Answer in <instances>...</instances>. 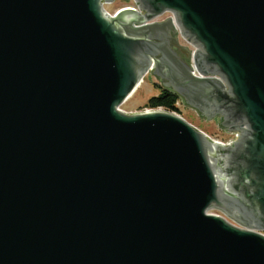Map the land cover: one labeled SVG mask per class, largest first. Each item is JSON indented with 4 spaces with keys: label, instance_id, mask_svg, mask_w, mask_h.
<instances>
[{
    "label": "water",
    "instance_id": "obj_1",
    "mask_svg": "<svg viewBox=\"0 0 264 264\" xmlns=\"http://www.w3.org/2000/svg\"><path fill=\"white\" fill-rule=\"evenodd\" d=\"M114 1L0 0V264H264V0ZM150 71L231 141L123 111Z\"/></svg>",
    "mask_w": 264,
    "mask_h": 264
},
{
    "label": "rangeland",
    "instance_id": "obj_2",
    "mask_svg": "<svg viewBox=\"0 0 264 264\" xmlns=\"http://www.w3.org/2000/svg\"><path fill=\"white\" fill-rule=\"evenodd\" d=\"M130 6L137 7V4L134 0H115L113 3L104 4V7L110 14H114L119 9ZM170 16H172V13L166 12L160 17L156 18V20L163 21ZM178 39L180 43L188 45L187 42L184 39H181L180 36ZM151 71L144 77L141 86L136 90V92L132 96H130V98H128L125 103L121 105V109L123 111L127 113H133L143 110L147 106L148 99L160 92V86H162V83L155 75L151 73ZM179 112L188 122L199 129L205 130L206 132L211 134L212 137L220 139H226L229 137L228 131L219 130L218 132L217 130H214V128H212L214 127V125H217V121L213 119L207 120L205 118H201L196 109L186 107L182 101H180ZM211 211L220 213L222 216L238 226L245 227L232 220L229 216H227L224 212L217 208L212 209Z\"/></svg>",
    "mask_w": 264,
    "mask_h": 264
},
{
    "label": "flooded vegetation",
    "instance_id": "obj_3",
    "mask_svg": "<svg viewBox=\"0 0 264 264\" xmlns=\"http://www.w3.org/2000/svg\"><path fill=\"white\" fill-rule=\"evenodd\" d=\"M167 19L163 20L166 21ZM164 27L167 29V24ZM162 28V27H161ZM176 34L173 29H169L165 32H161L159 34L158 43H159V54L161 55L163 59V63H167L169 66L173 67L179 74H181V78L186 76L187 74V65L186 62L189 61V48L187 45L180 43L177 39V36H172V34ZM172 44L176 46L177 52L174 53L172 50ZM174 48V47H173ZM180 53V54H179ZM161 69V66L158 68V70ZM170 81L172 83L178 84L180 81L176 77L170 78ZM187 91V90H186ZM198 92V93H197ZM195 94H192L191 90L188 93L189 94V100L193 101L194 103L201 106L207 113H209L211 116H215L213 120L217 121L220 117V114L218 112L221 110L220 106L217 104L216 101L209 104V102L205 101L206 94L205 91H197ZM205 101V103H204ZM209 105V106H208ZM224 126H227L226 131L230 128L231 122L229 121V118H224L222 121ZM221 127V126H220ZM223 129V128H222ZM231 171V169H229Z\"/></svg>",
    "mask_w": 264,
    "mask_h": 264
},
{
    "label": "trees",
    "instance_id": "obj_4",
    "mask_svg": "<svg viewBox=\"0 0 264 264\" xmlns=\"http://www.w3.org/2000/svg\"><path fill=\"white\" fill-rule=\"evenodd\" d=\"M161 90L157 95L151 96L147 101V106L158 107L163 106L167 110H178L177 101L181 96L170 88L160 86Z\"/></svg>",
    "mask_w": 264,
    "mask_h": 264
},
{
    "label": "built area",
    "instance_id": "obj_5",
    "mask_svg": "<svg viewBox=\"0 0 264 264\" xmlns=\"http://www.w3.org/2000/svg\"><path fill=\"white\" fill-rule=\"evenodd\" d=\"M130 7H132V6H130ZM134 8H138V7H134ZM120 10V9H119ZM118 10V11H119ZM192 50H193V54H194V50H195V48H192ZM193 64H194V60H193ZM194 68H195V71L194 72H192L194 75H197V76H200V77H203V76H206V75H204V74H201L200 72H198L197 71V69H196V67H195V65H194ZM207 76H213V77H219L220 78V76H218V75H207ZM144 80V79H143ZM177 106L179 107V105H180V100H178L177 101ZM151 109H157V110H164V111H170V112H173V113H175V114H177V115H179V116H181V117H183L182 116V114L178 111V110H167V109H165L163 106H158V107H149V106H146L143 110H141V111H147V110H151ZM140 112V111H139ZM199 129V128H198ZM201 130V129H200ZM203 131V130H202ZM206 133V132H205ZM206 135L211 139V140H217V141H221V142H223V143H228V142H230L231 141V139L234 137V133H232V132H229V137L228 138H226V139H220V138H214V137H212V136H210L208 133H206ZM210 213H214V214H220V213H217V212H212L211 210L209 211ZM221 215V214H220Z\"/></svg>",
    "mask_w": 264,
    "mask_h": 264
},
{
    "label": "crops",
    "instance_id": "obj_6",
    "mask_svg": "<svg viewBox=\"0 0 264 264\" xmlns=\"http://www.w3.org/2000/svg\"><path fill=\"white\" fill-rule=\"evenodd\" d=\"M163 86V85H162ZM180 101H182L183 102V100H182V98H180ZM212 128H214V130H217L218 132H219V130H223V131H226V130H224L225 128H218V126L217 125H214V127H212ZM202 130V129H201ZM204 132H206L205 130H203ZM206 133H208V132H206ZM229 133V132H228ZM209 134V133H208ZM210 136H212L211 134H209Z\"/></svg>",
    "mask_w": 264,
    "mask_h": 264
},
{
    "label": "bare ground",
    "instance_id": "obj_7",
    "mask_svg": "<svg viewBox=\"0 0 264 264\" xmlns=\"http://www.w3.org/2000/svg\"><path fill=\"white\" fill-rule=\"evenodd\" d=\"M105 13H106V12H105ZM107 13H109V12H107ZM109 14H110V13H109ZM142 82H143V81H142ZM142 82H141V84H142ZM141 84L137 87V89L141 86ZM137 89H136V90H137ZM136 90L134 91V93L136 92ZM134 93H133V94H134ZM133 94H132V95H133ZM132 95H131V96H132Z\"/></svg>",
    "mask_w": 264,
    "mask_h": 264
}]
</instances>
